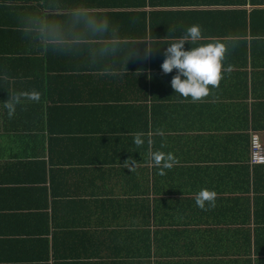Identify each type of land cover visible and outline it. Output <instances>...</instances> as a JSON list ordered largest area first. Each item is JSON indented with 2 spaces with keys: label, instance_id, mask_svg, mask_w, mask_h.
<instances>
[{
  "label": "crops",
  "instance_id": "crops-1",
  "mask_svg": "<svg viewBox=\"0 0 264 264\" xmlns=\"http://www.w3.org/2000/svg\"><path fill=\"white\" fill-rule=\"evenodd\" d=\"M95 1L80 15L106 21L104 35L148 29L136 39L104 37L102 45L122 60L118 68L148 64L152 70H137L131 84V72L114 71L104 75L108 83L91 62L76 68L68 59L50 68L61 73L9 67L3 76L7 61H0V264H264V165L250 162L251 135L258 133L264 145V5ZM40 14L48 27L58 12ZM194 24L202 39L187 41L185 50L213 40L226 45L219 84L195 102L171 88L176 70L161 69L166 47ZM242 29L243 37L222 36ZM128 44L138 47L137 62L123 54ZM12 52L7 59L15 62ZM19 70L17 81L13 71ZM36 76L40 81L30 87ZM54 78L62 79L58 88ZM77 78L92 79V99L123 102L81 106L66 103L67 97L62 104L45 99L81 86L72 82ZM6 84L13 86L10 92ZM26 90L42 100H13L9 116L5 99ZM119 126L140 130L113 133ZM85 127L90 135L83 134ZM158 151L176 159L163 175L151 161ZM202 188L215 191L214 206H196ZM220 236L222 244L215 239Z\"/></svg>",
  "mask_w": 264,
  "mask_h": 264
},
{
  "label": "trees",
  "instance_id": "trees-1",
  "mask_svg": "<svg viewBox=\"0 0 264 264\" xmlns=\"http://www.w3.org/2000/svg\"><path fill=\"white\" fill-rule=\"evenodd\" d=\"M147 1L148 0H132V2H130L128 5L143 7L148 4L152 6L153 0H150V2ZM245 1L241 0V2L238 3L244 4ZM248 1L252 2V5L254 6L264 5V0ZM96 3L97 2L95 0L94 2H92V0H0V61H7V63L9 64L8 67L7 63L4 65L6 69L2 70V75L5 76L4 72L6 70H9L7 68L11 67L12 69L18 66L32 68L33 72L45 71L50 73H61L59 71H62L63 69L51 70L50 68H54L57 65V62H68L67 60L69 59V61L72 62V67L73 65H76V68H80L84 65L87 68V66H89L91 62L93 66L92 71L102 73V76L108 75L114 71L131 72L132 74L130 78V84L133 81H136L135 73L137 70H146L151 69L152 67H150V65L148 64H145L143 65V68L139 67L138 69L137 64H134L133 67H128L132 65L128 64L126 68L125 66H121L120 68H118L121 65L122 60L115 58V50L113 49V47H106L102 45V40L104 39V37H128L130 39H136L139 34H141V37L145 36L148 29L145 28L146 30L139 32L138 28L131 26L129 31H122V36H119L118 34L106 36L104 35L106 34V31L96 30V25L99 23H95V19H92L91 14L86 13L80 15V11H82V9L83 11L89 10L92 7H96ZM99 6L101 7L102 5ZM50 9L58 12L57 16H55L54 18H50L55 19L57 17L56 22L52 23L51 25L59 26L58 39L52 38V34L49 30L50 26L46 27L40 22V11ZM33 11H35V14ZM243 29L240 31L236 30L235 34H223L222 36L243 37V35L245 36L247 32L244 31L246 29ZM230 31L232 30H228L227 33ZM250 34L251 36H255L257 35V32L254 29H251ZM12 47L13 51L18 56L16 60H13L15 62L7 59L9 57H14ZM138 51L139 50L136 45L128 44L126 45L123 54H127L128 56H130L131 59L129 62L133 63L134 61H136L134 60V57L136 59V53ZM61 66L63 68L65 67L63 65ZM66 71H69V69ZM71 71H73L72 68H70V72ZM13 72L16 75L17 81H20L22 79L21 70ZM38 78L39 76L34 77V83L30 84L29 86H36L34 85L36 81H40V79L38 80ZM104 79H106L108 83L110 82V78H107L106 76L101 78V82ZM61 80V78H54L51 81L55 82L54 87L58 88L60 86L58 85V81L61 82ZM88 81L90 82L91 88H89ZM72 82H81L82 85L76 86L75 84H72V87H76V89H71L70 91L63 93L64 96L59 95L57 92H54L55 94L48 93L45 99L51 100V98H58L57 102H60L62 104L63 100H65V97H67L66 103L81 104V106H84L85 104H89L90 106L92 103H99L97 105H102L108 103L123 102V99L122 101H109V99H107L104 95H99V101L92 99V79L77 78L75 80H72ZM6 85L8 86V92H10L13 86L10 84ZM1 86H5V82H2ZM114 86H117V84ZM29 90H26L25 93L21 91L11 93L10 97L14 99L7 97L4 101V103H6L5 105H8L13 100H18L20 103H30L31 100H42V97L39 93H31L33 97L28 94ZM105 92L106 94H112L115 91ZM82 111L83 110H81V112ZM70 114H73V111H71ZM89 114L90 111L88 110V115ZM138 130H140V128H137L136 126H119L112 130V132L115 134H122L135 133ZM53 132L56 131L52 129V133ZM83 134L90 135V127H85V131ZM128 160V162L131 163L137 162V159ZM153 192L155 191L141 190V195H149V193L152 194ZM177 224L184 225L185 223ZM217 224L218 223L216 222L213 223V225L215 226ZM215 239L217 241L219 240L222 244L221 236L219 237V239H217V237H215Z\"/></svg>",
  "mask_w": 264,
  "mask_h": 264
},
{
  "label": "clouds",
  "instance_id": "clouds-1",
  "mask_svg": "<svg viewBox=\"0 0 264 264\" xmlns=\"http://www.w3.org/2000/svg\"><path fill=\"white\" fill-rule=\"evenodd\" d=\"M107 26V22L96 25L99 31ZM59 26L51 25L50 32L53 39L59 38ZM202 39L201 28L199 25H192L186 29L185 35L177 42L170 44L165 50V59L161 64L164 74L172 73L176 70V74L170 81V86L175 94H179L184 98H191L193 102L206 97L209 94V86L216 87L222 78V61L226 53V45L218 40L210 43L191 47L185 50L184 45L187 41L193 42ZM8 114L11 116L15 111L13 103L7 105ZM134 143L141 145L143 140L141 134H136ZM151 161L159 170V174L163 175L165 169H170L176 159L172 153L154 152ZM216 193L206 188H202L197 194L196 206L204 209L214 206Z\"/></svg>",
  "mask_w": 264,
  "mask_h": 264
},
{
  "label": "built area",
  "instance_id": "built-area-1",
  "mask_svg": "<svg viewBox=\"0 0 264 264\" xmlns=\"http://www.w3.org/2000/svg\"><path fill=\"white\" fill-rule=\"evenodd\" d=\"M251 164L264 165V145L261 142L260 135L253 133L251 135Z\"/></svg>",
  "mask_w": 264,
  "mask_h": 264
}]
</instances>
